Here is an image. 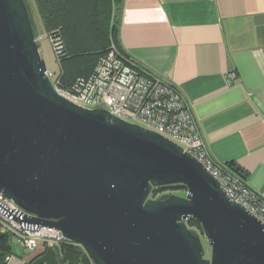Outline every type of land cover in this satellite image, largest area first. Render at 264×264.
<instances>
[{"label": "water", "instance_id": "1", "mask_svg": "<svg viewBox=\"0 0 264 264\" xmlns=\"http://www.w3.org/2000/svg\"><path fill=\"white\" fill-rule=\"evenodd\" d=\"M40 48L30 1L0 0V195L93 264H264L261 220L178 145L61 96ZM32 264L60 262L49 247Z\"/></svg>", "mask_w": 264, "mask_h": 264}, {"label": "crops", "instance_id": "2", "mask_svg": "<svg viewBox=\"0 0 264 264\" xmlns=\"http://www.w3.org/2000/svg\"><path fill=\"white\" fill-rule=\"evenodd\" d=\"M118 20L121 49L178 88L213 159L264 196V0H123ZM30 252L12 237L6 264Z\"/></svg>", "mask_w": 264, "mask_h": 264}, {"label": "built area", "instance_id": "3", "mask_svg": "<svg viewBox=\"0 0 264 264\" xmlns=\"http://www.w3.org/2000/svg\"><path fill=\"white\" fill-rule=\"evenodd\" d=\"M53 42L57 44L58 40ZM46 74L56 91L70 102L91 110L106 107L112 116L155 132L181 147L221 183L233 203L264 223V196L249 189L213 159L200 137L190 107L175 85L137 68L114 48L101 59L89 79L78 80L70 89L62 88L59 76L52 82V75L47 71ZM32 218L0 195V227L21 248L34 251L42 242L56 252L61 249L67 241L63 234L34 223Z\"/></svg>", "mask_w": 264, "mask_h": 264}, {"label": "trees", "instance_id": "4", "mask_svg": "<svg viewBox=\"0 0 264 264\" xmlns=\"http://www.w3.org/2000/svg\"><path fill=\"white\" fill-rule=\"evenodd\" d=\"M34 1L62 68L59 76L62 88L70 89L78 80L89 79L101 59L113 48L137 68L150 72L133 61L120 47L118 17L123 0ZM56 40L57 44L53 42ZM226 168L241 180L245 179L234 164ZM167 191L187 193L184 186L177 185L154 189L150 198L158 199ZM188 227L204 236L203 228L197 220L191 219ZM12 237L5 232L0 239V264H6L7 258L12 254ZM57 256L60 264H93L84 249L70 241L63 243L61 249L57 250Z\"/></svg>", "mask_w": 264, "mask_h": 264}, {"label": "rangeland", "instance_id": "5", "mask_svg": "<svg viewBox=\"0 0 264 264\" xmlns=\"http://www.w3.org/2000/svg\"><path fill=\"white\" fill-rule=\"evenodd\" d=\"M29 1L32 7L33 15L35 17V21L37 23L38 30H39V42L41 44L40 55H41L42 60L45 63L47 72L52 75V78H51L52 82H55L57 77L61 75L62 68L58 60L57 54L55 52L53 43L48 33L45 31L42 25L37 7L35 5V1L34 0H29ZM162 195H176L178 197H186L187 193L179 192V191L177 192L167 191L161 194L160 196ZM201 237H202L203 245H204L205 252H206L205 259L209 260L212 257V249L208 245L206 238L204 236H201ZM47 248L48 247L46 245H44L42 242H39L37 249L29 253L28 255L29 261L32 262L35 259H37L39 256L43 255L46 252Z\"/></svg>", "mask_w": 264, "mask_h": 264}]
</instances>
